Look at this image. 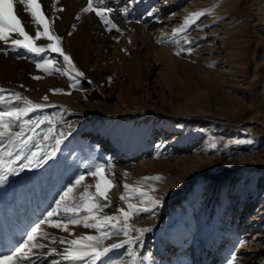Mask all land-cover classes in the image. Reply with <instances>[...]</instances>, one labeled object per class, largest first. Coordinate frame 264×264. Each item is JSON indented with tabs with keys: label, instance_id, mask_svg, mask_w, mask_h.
Returning a JSON list of instances; mask_svg holds the SVG:
<instances>
[{
	"label": "bare ground",
	"instance_id": "bare-ground-1",
	"mask_svg": "<svg viewBox=\"0 0 264 264\" xmlns=\"http://www.w3.org/2000/svg\"><path fill=\"white\" fill-rule=\"evenodd\" d=\"M177 1L105 0L114 9L108 18L117 26L109 31L110 25L106 26L95 12L81 11L88 0H38L39 11L43 12L50 31L62 38L57 43L71 57L76 68L85 74L84 77H76L80 81L76 87L70 79L76 73L59 53L47 50L36 55L23 48H14L11 43L0 42V88L7 90L0 93L5 97L4 101H0V107L7 109L6 103L12 100L13 93H20L21 97L39 104L61 102L64 105L62 112L52 110L48 115L55 123L54 134L59 135L63 131L64 135L60 137L63 142L57 146L54 139L43 141L46 128L39 138L43 152L38 165L20 171L19 164L23 161H17L16 173L0 183V250L2 246H18V241L25 238L41 218H46L59 195L58 188H52L54 183L38 175L37 171L52 170L50 176L53 180L63 183L67 174L63 171L59 173L57 167L66 163L69 168L78 171L80 160L87 159L89 167L96 164L112 166L105 174L114 182L109 189L113 199L109 198L111 205L97 213L100 216L105 211L113 215L118 214L117 209H125L120 199L125 193V183L140 186L144 191H148L150 185L155 187V191L149 194L161 202L154 207L142 196L127 193L137 198V202L133 198L132 203L150 209L130 219L138 221V227L151 228L144 233L138 246H134L141 257L138 264H228L232 255L237 257L235 264H264V198L259 199L257 194V189L264 188V149H234L226 161L227 165L213 169L214 162L209 160L205 149L217 144L212 140L216 130L223 135H233L239 129L218 126L217 122L220 124L223 121L212 115L228 113L229 116L240 117L244 110V92L237 86V80L217 64L215 69L209 66L205 70L204 83H197L188 94L182 95L183 98L173 93L171 70L180 58L176 53L183 48L185 51L182 53L188 54L186 49L191 46L194 51L196 45L189 36L195 31L188 34L173 32L180 26L171 21L176 13H170ZM96 2L93 0L94 5ZM220 6L237 11L249 7L243 0H223ZM125 8L128 9L127 14L122 11ZM154 8L158 11L149 16ZM251 9L257 17L253 25L264 30V0H252ZM4 11L9 17L15 14L30 35L35 36L38 27L43 31V26L33 23L19 0H13L11 5L6 3ZM239 24L242 26V23ZM186 37L191 45L186 42ZM12 38L23 39L15 33ZM48 43L53 42L43 37L36 40L37 46ZM41 57L50 60L52 68H59L61 72L48 75L43 69H38L36 64ZM196 58L201 59L199 54ZM158 61L162 64L158 69L159 78L172 93L160 99L152 97L154 91L150 90L148 82L153 71L151 67ZM65 71L69 74L62 75ZM113 71L132 73L134 80L130 94L133 99L126 97L123 84L117 82L118 77L109 80ZM36 76L42 78L38 80L34 78ZM79 86L83 88L82 92ZM56 88L63 91H51ZM211 89L222 93L224 105L218 103V97ZM45 96L47 100H44ZM200 96L202 100L198 101ZM213 101H216V107ZM130 103L136 110H127L126 106ZM21 105L22 99L16 106ZM223 106L229 111L222 110ZM44 108L29 113L25 119L36 121L47 116L46 112H42ZM88 110L110 116L88 125L83 122L89 115ZM62 116L65 117L60 121ZM45 124L36 131L43 130ZM208 126L213 128L212 132ZM13 131H19V127H14ZM28 134L25 133L26 136ZM155 135L158 136L156 148L152 141ZM198 137L203 140L201 148L181 149L184 140ZM81 142L84 150H79L80 154L78 152L79 155L75 156L73 153ZM33 147L27 154L37 151L36 144ZM54 148L55 155L45 158L44 154L51 153ZM160 148L165 149L167 157L157 159ZM66 152L71 158L64 157ZM157 175L160 180L139 184L142 177ZM84 176L89 181L84 180L75 190L81 191V188L90 186L89 191L94 193L98 177ZM250 179L254 180L255 193L243 199L244 204L237 205L231 217L219 216L220 193L226 184L230 185L231 199L235 198L232 195L239 185L244 197ZM101 185L103 187V181ZM100 203L108 201L100 200ZM64 217L65 213L60 212V216L54 219ZM42 227L50 235L48 238L38 237L45 247L34 250L36 255L32 260L35 264H51L52 260H60L61 253L68 246L66 241L75 239L77 235H98L95 229L82 225H70L73 229L71 233L50 228L47 224ZM61 237L65 239L63 244L59 242ZM123 239L122 234L112 235L103 242V246L119 243ZM125 247L109 252L104 262L110 260L113 264H129L123 256ZM52 248L57 251L52 252ZM61 261L59 264H71Z\"/></svg>",
	"mask_w": 264,
	"mask_h": 264
},
{
	"label": "snow or ice",
	"instance_id": "snow-or-ice-1",
	"mask_svg": "<svg viewBox=\"0 0 264 264\" xmlns=\"http://www.w3.org/2000/svg\"><path fill=\"white\" fill-rule=\"evenodd\" d=\"M13 0H0V42L5 44L11 43L14 48H23L28 52L40 55L45 53L47 50L52 52H57L63 56L64 61L69 67L75 71V77L70 76V79L74 81L73 87H76L80 81L76 77H84L85 74L79 71L75 64L72 63L71 57L66 55L62 48L59 46V41L61 37L56 35L54 32L50 31L49 24L45 23V17L42 11H39L40 4L38 0H19V4L23 5L24 11L29 13L34 24L37 26H43V31L39 30L35 32V36L30 35L25 31L24 27L21 26V21L15 14L11 17L7 16L4 7L6 3L11 5ZM62 11V9H61ZM84 13L95 12L99 19L107 26L110 25L109 31L113 28H117L109 18L108 14L112 13L114 9L109 7L105 0H97L94 5L93 0H88L86 7L81 9ZM127 14L128 9L122 10ZM158 9H153L148 13L149 16L157 12ZM211 11L210 9H202L188 13L183 23L176 29L173 30L174 34L185 32L189 26L193 25L200 17L204 16L206 12ZM79 18V17H77ZM75 27V26H73ZM119 31V29H117ZM18 34L23 37V39L12 38V34ZM71 35V33H69ZM46 38L48 41L53 43H48L46 46H37L36 40L41 38ZM186 42L191 45V42L185 38ZM188 53L193 51V48L189 46L187 49ZM185 51L181 49L180 52ZM177 52L176 55H180ZM36 67L38 69H43L48 75H53L54 72L60 73L59 68L53 69L52 62L44 57H41V61L37 62ZM62 75H68L67 71L61 73ZM35 79H41L42 77L36 76ZM111 78L109 77V80ZM7 90L0 88V93H4ZM51 91L55 93L62 92L63 89L56 88ZM12 100H23V107H14L7 111H0V183H4L8 176L16 173L17 171V161H23L19 164V170L23 171L27 167H34L38 165L41 153L43 149L40 147V133L36 130L40 125L47 122L50 127L44 132L43 141H49L54 139L55 144L58 146L63 141L60 137L64 135L63 131L59 132V135H55V123L53 119L49 116H44L39 120L33 121L31 119H25L29 113L36 109L45 107L44 104L34 103L26 97H21L20 93H13L11 96ZM48 97L45 96L44 100ZM5 97L0 95V101H4ZM18 126L19 131H13V128ZM71 127V126H69ZM29 134L26 136L25 133ZM7 141V143H5ZM36 142L37 151H33L30 154H26L25 150L29 146ZM213 147L215 145L213 144ZM56 149L54 148L51 153H45V158L54 156ZM111 165L96 164L93 166L94 170H90L88 175L98 177L96 182V191L94 193L89 191L90 186H86L83 192L80 193L79 203H69L73 199V193L75 189L80 186L84 180L85 176L83 174L75 178V183L69 184L66 190L60 195V199L57 200L56 207L47 213L44 221L37 223L31 228V230L26 233L25 238L9 253L0 254V264L8 262V264H35L32 257L36 255L34 250L43 249L45 245L41 244L38 240L39 236L44 238L49 237V233L44 230L42 224H47L50 228L62 229L65 232L71 233L73 231L70 225L73 226H83L84 228L95 229L98 235H77L75 239L67 240V247L64 248L61 253L64 260L71 262V264H104V258L107 257L108 253L114 249L124 248L128 246V256L130 257L129 264H138L141 257L137 254L136 248L138 243L142 241L144 233L151 231V228L147 227H136L130 224V219L134 215H138L140 212H148L149 208L138 207L136 204L132 203V196L128 195V192L133 194H138L143 197L144 201H147L151 206L158 205L161 201L156 197L149 194V192H154L155 187L149 186L148 191H144L140 186H134L125 183L123 185L125 193H122L120 199L128 204L127 210L124 208L117 209L118 214L99 216L97 213L102 212L104 208L111 205V201L108 198V190L114 186V182L109 180L106 176V172L111 170ZM127 175V173H125ZM159 175L152 177H142L139 184L148 180H160ZM103 181V187L101 185ZM100 198L108 201L106 204L100 203ZM61 209L65 213L64 218H56L60 216ZM86 213V214H82ZM113 229L115 231H109ZM135 232L136 235H132ZM122 234L124 239L119 243L108 244L103 246V242L111 238L112 235ZM56 240V237H53ZM60 243H65L63 237L59 238ZM52 252H56L57 249L52 248ZM147 259V257H143ZM237 257L232 255L231 260L228 264H235ZM51 264H59L58 261L52 260ZM106 264H113L112 261H107Z\"/></svg>",
	"mask_w": 264,
	"mask_h": 264
},
{
	"label": "rangeland",
	"instance_id": "rangeland-1",
	"mask_svg": "<svg viewBox=\"0 0 264 264\" xmlns=\"http://www.w3.org/2000/svg\"><path fill=\"white\" fill-rule=\"evenodd\" d=\"M221 1L223 0H178L170 11L172 14L176 13L171 20L173 24L181 25L188 13L202 9L211 10L206 12L204 16L200 17L199 20L189 26L185 31V34L195 31L193 32L194 34L189 36L196 45L194 46L193 53L187 54L180 52V58L175 62V65L171 70V74L173 76L171 78L173 83V93L179 95L180 98H183L182 95L188 94L189 90L194 89V86L197 83H204L203 78H205V70L208 69L209 66L215 69L217 64H220L222 67L221 69L226 70L227 73L231 75L230 77L237 80V86L244 92V110H242L240 117H232L229 116L228 113L212 115L213 118L221 119L223 121L220 124L217 122L218 126H222L227 129H239V132L233 135H223L220 131L216 130L214 134L215 139L212 138V140H214L217 144L215 147H211L210 149L207 147L205 149L209 160L214 162L213 169L222 165H227L228 162L226 161H228L229 157H231L230 154L234 149L241 148L244 150L248 149L250 151L264 149V30L258 29L253 25V22L257 19V17L253 13V8L251 9L252 0H243V2H246L251 9L250 10L248 7V9H245L244 11H237L235 9L230 10L221 7ZM248 10H250V12H248ZM239 23H242V26H240ZM198 54L201 59L196 58V55ZM161 66L162 64L160 61L154 64L153 67H151L153 68V71L148 79L150 90L154 91L152 97L156 99L168 97L172 94L169 90H167L166 85L163 84L159 78L158 69L161 68ZM131 74L132 73L129 71L122 73L113 71L111 77L113 80L118 77L117 82L119 81L123 84V90L125 91L126 97L129 99H133L130 93L133 89L134 77ZM212 75L213 77L215 76L214 73H212ZM79 89L82 92L83 88L81 86H79ZM229 91H232V89ZM211 92L216 98L218 97V103L221 102V104H223L222 93L219 90L215 91L214 89H211ZM201 93L202 92H199V94ZM138 94L141 96L139 91ZM201 100V96L198 97V101ZM111 102H113V100H111ZM213 102L214 107H216V101ZM6 104L7 109L0 107V111H7L13 107H17L16 105L18 104V101L10 100ZM18 107H23V105ZM126 108L128 111H134L135 109L131 103L128 104ZM44 109L45 110L42 112H46L48 116L52 110H60L62 112L64 105L61 102H52L47 104ZM222 110H226V112L229 111L225 106H223ZM86 112L89 115L83 120V122L88 123V125H92V123L97 122L100 118L103 119L110 116L101 115L99 111L94 110H88ZM64 117L62 116L60 121H62ZM237 121L238 123H236ZM43 127H45L43 130L40 132L37 131L40 133V136L46 128L50 127V125L46 122ZM208 128L211 132L213 131V128L210 126H208ZM152 141L156 148L158 136L155 135L154 140ZM202 141L203 140L199 137L194 138V140H184L183 144H181V149L189 147L201 148ZM35 144L36 143L33 142L31 146L25 150V153L27 154L31 148L34 149L33 146ZM77 146L78 149L75 153H73L75 156L80 154L79 150H84L83 142H81V144H77ZM157 153V159H162L167 155L165 153V149L161 148ZM64 157L67 159L71 158L68 156V152L65 153ZM80 162L81 166L78 171L76 169L69 168L70 165H66V163H64L63 166L59 165L57 167V171L59 173H62L63 171V173L67 174L66 180H64L63 183L60 181L55 182L53 180L50 176V171L52 170L37 171L38 175L46 177L47 180L54 183L52 184V188H58L59 195L55 202L60 199V195L63 194L69 184L75 183V178L77 176L81 174L88 175L90 170H94L93 167H89V161H87V159L80 160ZM112 177L114 178V176ZM85 181L88 182L89 179L86 178ZM61 183L63 185H60ZM248 184L249 185L247 186L245 193H243L245 194L244 197L241 195V185L237 187L235 194L233 193L232 195V197H235L234 199H231V192L228 191L230 186L229 183L226 184V187H224L223 191L220 193V196H222V202L219 205V216L231 217V215L235 213L233 209L237 205L244 204L242 200L250 198V196L255 193L256 190H254V180L250 179ZM83 190L84 188H81V191L75 190L74 198L69 201V203H79L80 193L83 192ZM257 194L259 195V199L262 197L264 198V188L257 189ZM107 195L108 198L113 199L112 191L109 190ZM133 198L132 199L137 202V198ZM100 200L104 199L100 198ZM55 202L53 203L52 209L56 207ZM121 203L127 210L128 204L123 200H121ZM247 204L248 203H246V205ZM60 212L64 213L62 209ZM105 215H109V213L107 211L103 212L102 216ZM44 220L45 218H41L39 223ZM130 224L135 225L136 227L139 226L138 221L136 220H130ZM42 226H44V224H42ZM21 241L19 240L18 243ZM2 248L0 250V254L9 253L15 247L2 246ZM123 256L127 263H129L130 257L128 256V246L125 247ZM61 258L63 261V257H60V260L56 261L60 262ZM4 263L8 264L7 262ZM98 264H101V262H98ZM104 264H106V262H104ZM212 264H215V262H212Z\"/></svg>",
	"mask_w": 264,
	"mask_h": 264
}]
</instances>
